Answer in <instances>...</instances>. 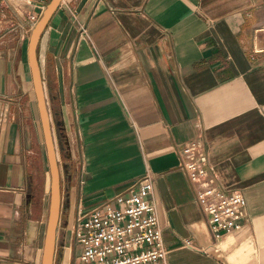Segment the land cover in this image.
Returning <instances> with one entry per match:
<instances>
[{
  "label": "crops",
  "instance_id": "0c3cea01",
  "mask_svg": "<svg viewBox=\"0 0 264 264\" xmlns=\"http://www.w3.org/2000/svg\"><path fill=\"white\" fill-rule=\"evenodd\" d=\"M50 1L0 0V264H41L44 246L29 38L4 21ZM253 44L264 47V0H63L38 57L55 143L72 141L75 205L90 210L149 172L169 264H264V50ZM193 138L219 184L247 198L241 228L217 244L174 149Z\"/></svg>",
  "mask_w": 264,
  "mask_h": 264
},
{
  "label": "built area",
  "instance_id": "2783aa9c",
  "mask_svg": "<svg viewBox=\"0 0 264 264\" xmlns=\"http://www.w3.org/2000/svg\"><path fill=\"white\" fill-rule=\"evenodd\" d=\"M42 13L26 18L13 15L4 21L9 25L7 34L30 39ZM252 46L255 53L264 50L258 44ZM174 149L195 192L211 239L217 244L225 235L241 228L247 198L241 190L219 184L216 172L207 166V153L200 138L175 143ZM153 191V178L146 172L128 190L90 210L79 204L71 227L74 264H169L163 228L151 197ZM185 246L202 249L192 240H187Z\"/></svg>",
  "mask_w": 264,
  "mask_h": 264
},
{
  "label": "water",
  "instance_id": "95a60500",
  "mask_svg": "<svg viewBox=\"0 0 264 264\" xmlns=\"http://www.w3.org/2000/svg\"><path fill=\"white\" fill-rule=\"evenodd\" d=\"M62 1L63 0H51L47 4L45 10L42 13L41 18L32 30L28 45L29 63L31 67L39 114L43 127L47 159L51 174V196L48 221L44 236V246L41 264H54L55 262L57 254L58 228L61 222L62 186L60 165L57 155L54 133L52 129L51 116L43 84L42 70L39 63L38 47L43 32L45 31L53 14L59 8Z\"/></svg>",
  "mask_w": 264,
  "mask_h": 264
},
{
  "label": "rangeland",
  "instance_id": "374dc122",
  "mask_svg": "<svg viewBox=\"0 0 264 264\" xmlns=\"http://www.w3.org/2000/svg\"><path fill=\"white\" fill-rule=\"evenodd\" d=\"M56 110V108H55ZM60 135V133H58ZM57 135V137H58ZM57 155L59 158L60 173H61V186H62V211L61 222L58 228L57 235V249L54 264H74L76 261V252L74 241L71 236V227L79 205H75V193L72 185L69 183L71 174L70 171L74 169L72 157V141L65 135L60 139H56ZM44 163L43 168L38 167L39 173L37 174L35 193L37 194L36 206L38 210L42 211L44 224L42 227V236H45L50 196H51V174L47 159L46 145H43ZM70 164V165H69ZM70 186V187H69ZM80 264V262L78 263Z\"/></svg>",
  "mask_w": 264,
  "mask_h": 264
},
{
  "label": "flooded vegetation",
  "instance_id": "af4514ba",
  "mask_svg": "<svg viewBox=\"0 0 264 264\" xmlns=\"http://www.w3.org/2000/svg\"><path fill=\"white\" fill-rule=\"evenodd\" d=\"M57 252H58V249H57Z\"/></svg>",
  "mask_w": 264,
  "mask_h": 264
}]
</instances>
